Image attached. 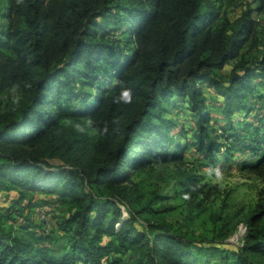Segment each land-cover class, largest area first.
Wrapping results in <instances>:
<instances>
[{
  "label": "trees",
  "instance_id": "obj_1",
  "mask_svg": "<svg viewBox=\"0 0 264 264\" xmlns=\"http://www.w3.org/2000/svg\"><path fill=\"white\" fill-rule=\"evenodd\" d=\"M5 3L0 90L20 100L0 112V191L57 195L72 213L63 243L51 246L38 229L16 230L0 208V264H117L115 252L129 254L127 264H264V197L244 244L230 247L238 223L223 211L211 238L149 218L151 231L140 229L159 195L143 203L131 179L147 165L184 164L190 146L215 167L218 155L225 163L234 152L243 162L259 153L246 166L264 170V121L253 122L255 112L264 116L254 107H264V51L251 64L240 59L252 18L221 21L209 0H9L6 12ZM90 87L97 94L87 98ZM74 100L80 107H69ZM174 112L179 121L168 116ZM73 117L88 118L89 131L67 125ZM174 128L180 132L170 135ZM184 176L192 201L207 195L200 176Z\"/></svg>",
  "mask_w": 264,
  "mask_h": 264
},
{
  "label": "rangeland",
  "instance_id": "obj_2",
  "mask_svg": "<svg viewBox=\"0 0 264 264\" xmlns=\"http://www.w3.org/2000/svg\"><path fill=\"white\" fill-rule=\"evenodd\" d=\"M4 1L6 3L3 11L6 12L9 0ZM209 1L211 5L219 10L221 21L228 20L239 26L248 17L252 18L254 21V32L244 46L242 58L240 59L247 64L261 59L264 51V11L257 10L261 0ZM117 25V23H113L111 27L114 29ZM6 26L7 20L3 17V12H0V29ZM118 35L119 32L114 31L112 36L118 37ZM240 59L230 61L227 64L221 72L224 78H228L230 71ZM84 90L87 92V98L95 97V94H97L94 87L85 88ZM19 100L20 96L17 92L10 89L0 90V112L4 113L12 108ZM63 105L68 106L66 102H63ZM69 107H80V103L74 100ZM254 107L264 110L263 105ZM176 113L178 112L170 113L171 115L168 114V116H172L179 121L178 119L182 115L179 114L176 117ZM255 113L258 118H255L254 123L264 121L262 111ZM214 116L217 119L222 118L217 113H214ZM183 117L187 120V123L189 122V124H186L189 129L191 121L189 118ZM187 117H190V115H187ZM184 118H182L183 121ZM90 124V120L86 117H73L67 123L73 128L81 126L88 129V131ZM216 125L217 128L222 127L221 123ZM179 132L180 129L174 128L170 130V135ZM184 135L185 133L179 134V137L183 138ZM187 137L189 138L191 135H187ZM258 155L259 153L251 154V156H247L249 159L243 162L240 159L239 152H234L231 154L234 160L225 163L221 162V156L218 155L217 167H215L216 164L206 159L202 152L190 146L185 152L184 164H154L147 165L141 170L133 171L131 179L139 184L138 189L143 195V203L153 200L156 195H159L157 202L152 203L151 201L150 208L152 213H144L137 220L139 228L151 231V227L144 220L149 218L158 223L165 222L167 227L171 226L172 230L187 234L189 237L203 236L211 238L215 236L213 228L215 227L216 217L220 211H223V213L232 217V223H238L237 229L226 239V246H242L247 235L248 218L264 197V170L255 171L248 169L246 166L254 164L256 161L254 159H258ZM59 163L64 164L62 161ZM56 165L59 164L56 163ZM185 173L201 177V181L208 192L206 196L205 194H200L192 201L188 195L187 197L184 194L183 191L186 190L187 186L184 180ZM17 197L20 198L15 190L0 191V208L6 214L8 223L13 225L16 230H20V232L22 231V226L38 229L41 233H45L54 239L51 246L63 243L64 237H66L64 222L72 213L70 203L65 202L57 195H48L35 191L29 197L20 198V204L11 203L12 199ZM197 203H200V206H197ZM121 206L123 217L131 218L128 207L123 204ZM112 258L113 260L117 259V264H127L129 263L130 255L125 252H115L112 253Z\"/></svg>",
  "mask_w": 264,
  "mask_h": 264
}]
</instances>
